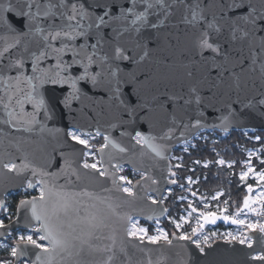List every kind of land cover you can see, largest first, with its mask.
<instances>
[{
	"label": "snow or ice",
	"instance_id": "1",
	"mask_svg": "<svg viewBox=\"0 0 264 264\" xmlns=\"http://www.w3.org/2000/svg\"><path fill=\"white\" fill-rule=\"evenodd\" d=\"M143 6V10H139ZM33 8L36 10L33 11ZM180 12V23L191 28L199 33L196 41V47L202 54L205 50H211L214 54H219L225 59H228L230 53L228 49L223 47L227 44L232 47L236 42H239L241 47L237 50V55L244 60H250V67L254 66L259 60V67L264 79V0H260L259 5L255 0H47L45 4H41L40 0H16L15 3L11 0H0V31L12 32L17 39L15 45L21 43V39L25 36L35 33L43 34L45 29L39 25L42 21L39 19L41 15L47 18L48 32L43 35L45 42L42 47L35 51L29 50L25 45L23 51L18 53L15 60L8 59L7 63L0 60V79L14 81L18 86L23 81H27L32 86L33 91L35 85L32 83L38 80L40 85L45 84L58 86L69 85L70 91L62 95L58 99V103L66 108L71 109L73 100H80L82 96L87 95L86 89L89 86L92 89H102L109 98L116 103V106L122 110L124 115H127V122L122 124H135L141 119L140 112L145 105L140 100L137 94L135 102L131 99V94L125 93V85L132 84L136 86L140 83L139 78L132 74L130 79L121 80L118 77L119 63L128 61L129 63H137L138 60H143L150 53L147 47V42L154 41L159 46L161 37L157 35L162 28L168 24L171 17L175 15L173 10ZM211 17V19H209ZM59 20V23H57ZM125 34H131L132 39L128 43H121L120 38ZM60 41V47H53L52 41ZM82 41V42H81ZM223 41V44L221 43ZM12 45L11 47H15ZM247 48L248 54H244V48ZM72 54L71 62L64 59L65 53ZM8 53V48L0 52V57H4ZM50 56L55 57L54 69H43L39 65L41 61L47 60ZM31 60L32 75L25 76V64ZM115 64L117 67L112 68ZM76 65L83 66V72L79 75H72L73 71H79ZM96 65L98 71H92V66ZM241 67L243 65L241 64ZM254 70V68H253ZM15 72V75L9 73ZM106 77H111L104 83ZM147 78V76H146ZM86 81L83 87L80 82ZM235 88L239 90V77L236 78ZM191 98L184 100V105L190 106L195 103L196 115L178 116L177 108L173 107V115L171 124L166 126V131L156 137L150 134H145L136 131L133 128L135 136L131 139L137 144H145L152 148L158 156L169 150L167 143L155 145L152 142L156 139L168 141L172 138L183 140L185 145H188L186 136L193 135L196 138V132L205 127V121H211L215 117L212 112L207 111L212 105L202 107V99L198 94V90H191ZM259 99L253 97L247 103L241 102L242 111L237 112L236 109L229 106V116L220 117L223 121L222 126L227 127L233 122L232 118L242 119L244 116L243 109L255 110L259 107H264V91L259 92ZM11 99V98H9ZM26 100H32L31 93L26 94ZM173 105L178 102L176 99L170 101ZM18 104L23 108L24 101L18 100ZM37 107L43 108L48 113L47 118H51L56 114V107L52 99H45L43 94L40 95L36 102ZM183 107V106H181ZM11 116L12 113H9ZM194 121V123H193ZM33 119L28 121L29 124L35 123ZM215 128V125H212ZM192 130L189 132V130ZM79 133V134H78ZM99 135V130L96 132ZM91 133L81 131L79 128L71 130L67 133L71 141L84 146L81 152L83 159L82 168L94 170L98 177H107L111 175L113 185L118 186V189L132 194L131 181L126 176H117L115 171L111 174L107 169L97 167L98 163L104 160L105 149L112 144L114 147H119L109 137L105 136V143L101 145L99 152L101 160L96 163H88L87 157L94 156L92 146L88 139L84 136H91ZM257 141L261 140L260 136H256ZM186 150V148H185ZM121 152H126L127 149L120 148ZM63 155V154H61ZM252 156V153H249ZM113 157L108 154V163L111 164ZM176 159H181L177 157ZM199 164L200 161H194ZM219 165H225V160L217 161ZM264 164V160H261ZM67 164V161H65ZM205 167L207 164L204 165ZM232 165L229 164L228 167ZM120 168L119 165L113 166ZM176 167H181L177 165ZM247 171L240 173V179L245 180L250 172H254L250 162H246ZM3 168L9 172H14L21 177L18 187L25 193L28 189L39 188V196H32L30 199H20L16 205V217L14 225H19L21 221L24 223V230L27 234L19 232L13 238V243L3 245L9 248L10 255L17 260L23 259V264H113L116 258L114 251L116 245L115 236L109 237L112 240L111 245L100 246L95 241L101 239V236L96 235L97 232L108 228L106 222L107 217L99 210L87 211L88 208H95V204L87 205V200L99 199L93 193L83 189L79 192L69 190V185H57V173H50L43 168L37 169L35 166L25 160L24 163L17 165L14 162L3 164ZM31 172V177L26 175ZM64 169H61L63 172ZM194 171V169H193ZM170 176H175L174 172L169 173ZM39 176L40 179L35 180ZM80 179L77 174V180ZM206 179V177H205ZM257 179L264 181V171L257 174ZM126 182L128 186L120 184ZM154 183L156 181H153ZM166 184L176 185L183 188L184 185H179L176 179L166 180ZM194 183L191 177L187 178V184ZM167 192L170 194L172 189L168 187ZM247 190L252 192V186L248 185ZM193 196L196 193H192ZM161 199H166L163 196ZM181 201L185 197H179ZM204 198L201 197V200ZM213 199H216L214 196ZM260 201L261 212L258 215H264V191H261L257 197ZM107 203L108 209L115 214V207L112 203ZM153 203L157 201L153 200ZM256 203L251 197L246 196L243 199V207L237 209L236 215L218 216L216 211H200L199 219L196 221V226L192 228L191 234L184 233L179 239L191 240L196 244L200 252L204 249L199 247L200 240H193V236L199 232L203 223H215L217 219L230 220L233 224L243 225L246 229L258 230L264 233V223L246 222L245 219L237 218L244 210L256 211L251 205ZM81 208L86 209V214L81 216ZM0 211L5 215V218L11 220L8 204L5 199H0ZM196 208H191L188 212L190 217ZM121 220L127 222L130 227L126 228L128 237L136 238L139 242L145 239L150 243H157L162 239L169 245L172 240L168 234L158 231L156 235H147V229L137 227L132 222L131 217H120ZM182 222H187L186 217H181ZM37 225L33 227V224ZM176 228H181V222H175ZM12 226L5 224L4 219L0 218V239L5 236L11 237ZM34 235L36 238L34 239ZM231 235V234H229ZM207 237H205V240ZM233 239H238L241 244L252 245L251 237L241 234ZM120 252L127 255L125 247H120ZM31 253V255H30ZM103 258L100 260L93 259L97 255ZM32 256L35 258L32 259ZM256 260L264 262V253L255 257ZM0 264H12L9 260H0ZM150 264V262H149Z\"/></svg>",
	"mask_w": 264,
	"mask_h": 264
},
{
	"label": "water",
	"instance_id": "2",
	"mask_svg": "<svg viewBox=\"0 0 264 264\" xmlns=\"http://www.w3.org/2000/svg\"><path fill=\"white\" fill-rule=\"evenodd\" d=\"M11 2L15 3L16 0H11ZM46 2L47 0H40L42 5ZM255 2L259 5L260 0H255ZM35 10L33 8V11ZM139 10H143V6ZM173 11L175 15L171 17L161 32L157 33L161 37L159 46L154 41L147 42V47L151 51L145 59L138 60L137 63L128 61L119 63V79L127 80L135 74L140 80L138 85L126 84L124 89L126 95L131 94L133 102L136 101L138 94L145 105L140 112L141 119L135 124H122V122H127V115L122 113V110L102 89H92L89 86L86 89L87 95L82 96L78 101L73 100L71 109H69L57 102L62 95L71 90L67 84L41 86L38 80H34L32 83L36 87L33 91L27 81L17 86L14 81L0 79V199H5L7 202L8 195L21 191L18 187L21 177L4 169L3 164L14 162L20 165L27 160L37 169L43 168L47 172L57 173V185L67 183L71 191L79 192L86 189L99 198L92 201L85 198V203L95 204V208H88L87 211L99 210L107 217L106 222L109 227L96 233L101 236V239L95 242L100 246L111 245L112 240L109 237L115 236L116 258L113 264H149V262L150 264H264L255 259L256 256L264 253V233L258 230L247 229L244 233L251 237V247L246 243L241 244L238 240L218 239L211 244L204 245L202 247L204 251L200 252L196 244L191 240L179 239L180 235L176 232L171 235V245L165 241L150 243L146 239L141 243L136 238L126 235V228L130 225L120 219V217L140 218L151 224L156 220L164 221L167 218V206L161 197L162 194L165 196L168 187L176 186L166 184L165 181L174 179L169 174L174 172L171 162L172 153L184 141L176 138L166 142L156 139L152 142L153 144L167 143L169 147L163 156H158L151 147L143 143L137 144L131 136H135L133 132L135 127L136 131L158 137L162 131H166V126L171 124L173 107L177 108L178 116L185 115V113L196 115L195 103L190 106L184 105V100L191 98L192 89L198 90L203 108L209 104L212 105L211 108H207V111L212 112L215 117L211 121L206 120L205 127L196 132V135L201 131L221 133H230L233 130L264 131V107L255 110L243 109V118L229 117L233 122L227 127L222 126L223 121L220 119L222 116H229V106L241 112V102L247 103L253 97L260 98L258 94L264 91V79H262L259 60L250 67V60H244L237 55V50L241 47L239 42L229 47L221 41L223 47L230 53L228 59L212 53L211 50H205L201 54L196 47L199 33L180 23V12L175 9ZM39 19L42 21L39 26L44 28L45 32L35 33L33 29V34L23 37L19 45H15L17 37L14 33L0 31V52L8 48V53L0 57V60L7 63L6 57H9V54H11L10 59L15 60L25 45L32 51L43 46L45 43L43 35H47L49 30L48 21L43 15ZM132 38L131 34H125L120 38V42L126 44ZM51 43L53 47L61 46L59 40ZM12 45L15 47H11ZM244 54H248L246 47ZM64 59L71 62L72 54L65 53ZM39 67L54 69L55 57L50 56L47 60L41 61ZM74 67L79 71H73L72 75H79L83 72V66ZM116 67L117 65H112L113 69ZM91 70L98 71L99 69L93 65ZM15 74V72L9 73V75ZM24 75H32L31 60L25 64ZM237 77L240 81L239 90L235 88ZM108 79L111 77H106L104 83H107ZM80 84L83 87L87 82L81 81ZM28 93L33 96L32 100L25 99ZM41 94L45 96V99L51 98L55 104L56 114L51 118H47L48 113L43 108L37 107L36 102ZM172 99H176L178 103L173 105L170 102ZM18 100L24 101L23 108L17 103ZM9 113L12 115L10 116ZM33 119L36 122L29 124L28 121ZM213 124L215 128L212 127ZM77 128L93 136L97 135L96 132L99 130V135L109 137L119 146L114 147L109 144V147L105 149L104 160L98 168L107 169L109 174L115 171L116 175L120 176L119 168L113 167L119 165L143 174L133 183L131 195L113 185L111 175L98 177L94 170L82 168L84 161L81 158V152L84 146L71 141L67 136L69 131ZM191 131L190 129L189 132ZM192 138L191 134L186 136L187 141ZM120 148H125L127 151L121 152ZM97 149L101 160L100 147ZM109 153L113 157L111 164L108 163ZM62 168L63 172H61ZM77 174L80 176L79 180H77ZM26 175L32 178L30 170ZM33 179L35 182L40 177ZM125 183L120 182L123 185ZM33 190L28 189V191ZM34 196L38 197L39 194ZM153 200L157 203L154 204ZM106 202L116 206L115 214L108 209ZM1 213L2 211H0V216ZM85 214L86 209L81 208L80 215ZM16 219L15 216L5 223L13 225L11 233L24 229L23 221L19 225L13 224ZM35 226L37 225L34 222L33 227ZM7 238L5 236L0 240L5 241ZM192 239L194 240V236ZM122 245L127 255L120 252ZM34 258L32 256V259ZM102 258L98 254L93 259ZM22 261V258L21 260L14 258V264ZM29 263L31 264V260Z\"/></svg>",
	"mask_w": 264,
	"mask_h": 264
},
{
	"label": "trees",
	"instance_id": "3",
	"mask_svg": "<svg viewBox=\"0 0 264 264\" xmlns=\"http://www.w3.org/2000/svg\"><path fill=\"white\" fill-rule=\"evenodd\" d=\"M214 134H217V136ZM222 135L223 133L219 131L208 132L206 138L195 141V147L183 150L178 146L174 149L173 158L171 159L172 169L176 174L174 179L178 181L179 185H184V187L174 186L171 188L170 194L166 192L164 201L167 206L168 218L178 217L183 210L193 208L195 205L200 207L199 199L201 197L212 204V209H215L213 206L218 204L221 210L233 215L236 214L237 209L243 207L244 197L251 196L247 190L248 185H251L252 188L257 185L264 186V181L256 182L249 177L243 181L240 179V173L245 167L244 161L248 158L247 152L249 149H256L260 152L258 156L252 158V163L256 169L264 171V164L261 163V160H264V131L246 132L233 130L224 136ZM256 136H260L261 140L257 141L255 139ZM103 140L102 138V142ZM177 157L181 159H176ZM219 159L225 160V165L216 163ZM194 161H200V163L196 164ZM228 162L232 165L231 167H228ZM205 164H207L206 167L204 166ZM177 165H181V167H176ZM187 177L196 180L195 183H192L191 186L188 185ZM193 192L196 193L195 196L192 195ZM216 193L221 195L214 200H210L209 198ZM37 194H39V191L33 190L27 191L26 196H21L20 193L18 196H14L11 206L15 213L16 205L20 199ZM185 194L190 195L193 202L178 200L180 195ZM5 220L6 222L9 221ZM142 222L144 221L142 220ZM161 224L165 225L170 232L175 230L174 224L168 219L161 222ZM219 224L223 225L226 223L220 222ZM148 227L152 228L151 225H148ZM204 227H207V225L203 226L202 229ZM15 234L16 232L12 233V235ZM9 255L10 251L0 252V260L10 258L13 264L14 258Z\"/></svg>",
	"mask_w": 264,
	"mask_h": 264
},
{
	"label": "rangeland",
	"instance_id": "4",
	"mask_svg": "<svg viewBox=\"0 0 264 264\" xmlns=\"http://www.w3.org/2000/svg\"><path fill=\"white\" fill-rule=\"evenodd\" d=\"M248 131H251V130H246V132H248ZM208 132H213V131H201V132H199V133L196 135V138H192L191 140L187 141V142H188V145H194V144H195V141H196L197 139H204V138H206L207 135H208ZM251 132H252V131H251ZM78 134H79V133H78ZM226 134H227V133H223L222 136H224V135H226ZM214 135L217 136V134H214ZM82 138H84V139H88V140H89V144L92 146V150H93V152L95 153L94 156H88V157H87V162H88V163H96V162L100 161V158H99V155H98V152H97V150H98L97 148L101 147V145L104 144V141H105V140H103V142H102V138L104 139V136H102V135H95V136L91 135V136H84V137H82ZM179 146H180V148L183 149V150H185V148H186V149L191 148V146H187V145H185L184 142L181 143ZM250 152L252 153V156H249V153H250ZM259 154H260V152H259L258 150H256V149H249L248 152H247V157H248V158L244 161L245 167H244V169H243V171H247L248 169H247V167H246V162H250L251 165H252V167H253V169H254L255 171H254V172H250L249 175H248V177L251 178V179H253V180L256 181V182H259V181H260V180L257 179V174H258L259 172H261V170H258V169L255 168V165L252 163V158H253L254 156H258ZM172 158H173V157H171V159H172ZM219 160H220V159H219ZM219 160H218V161H219ZM229 164H230V163L228 162L227 165H229ZM100 166H101V164L98 163V164H97V167H100ZM119 170H120V175L126 176V177L128 178V180L131 181V186H132V187H133V183H134L136 180H138V179L143 175L142 173L134 172L132 169H130V168L126 167V166H121V167L119 168ZM187 178H188V177H187ZM187 178H186V180H187ZM193 181H194V183H195L196 180H193ZM191 185H192V184H191ZM191 185H190V186H191ZM124 186H128L127 183H125ZM252 189H253V191L250 192V194H251V196H252V200L256 201V203H253V204L251 205V207H252V208H255L256 211H245V212L241 213L237 218L245 219L246 222L255 223V222L257 221L258 218H261V219L264 218V215H258V214H257V213L261 212L260 201L257 200V197H258V195H259V193H260L261 191H264V186L257 185L256 187H253ZM34 190H35V191H39V188H36V189H34ZM27 191H28V190H27ZM166 192H167V191H166ZM19 193L21 194V196H26V193L23 192V191L21 190V191H19V192H17V193H12V194L8 195L7 198H6V199H7V204H8V209H9V213L11 214V220L15 217V210H14L13 207L11 206V202H12L14 196H18ZM187 194H188V193H187ZM187 194H185V195H180L179 197H185L186 199L183 200V201H186V202H189V203H190V202H193V199L190 197V195H187ZM37 195H38V194H37ZM220 195H221L220 193H216L214 196H215L216 198H218ZM165 196H166V193H165ZM214 196H213V197H214ZM251 196H249V197H251ZM151 197L154 198V196H151ZM213 197H211V198H209V199H210V200H214ZM24 198H26V197H24ZM178 200L181 201L179 198H178ZM199 202H200V207H198V205H195L193 208H196L197 211H196V212H193L192 215H191L190 217L188 216V212L191 211V208H188L187 210H183V211L181 212V214H180L178 217L168 218V215H167V218H166V219L172 221L173 224H174V221H175V222H181V223H182V227H181V228H176V227H175V230H173L172 232H176V233H178L180 236H181L182 234H184V233H189V234H191L192 228H193L194 226H196V221H197V219H199V212H200V211H208V210H210V211H216L217 214H218V216H220V217H223L224 215H231V214H228L226 211L221 210V208L218 206V204H215V205L213 206L215 209H212V208H211L212 204H210V202L207 201V199H203V200H201V198H200V199H199ZM197 203H198V202H197ZM197 203H196V204H197ZM203 207H204V208H203ZM233 215H234V214H233ZM233 215H231V216H233ZM234 216H235V215H234ZM181 217H186V218H187V222H182V221H181ZM0 218H2V219L5 218V215H4L3 212L1 213ZM5 219H7V218H5ZM5 219H4L5 223L11 221V220L7 219V220H9V221L6 222ZM166 219H165V220H166ZM132 222H134L138 228H139V227H142V228L147 229V235H149V236H150V235H156L158 231H161V232L167 233L169 239L171 238L172 232H170V231L167 229V227H166L165 225L161 224V222H163V221L156 220V221H154L153 223L148 224V223L145 222V221L142 222V220H141L140 218H133V219H132ZM220 222H223V223H226V224H230V223H232L230 220H227V221H226V220L220 218V219H217L216 222H215L214 224L211 223V222H208V223H203V226L207 225V226H208L207 228L209 229L210 227H213L212 225H217V224H219ZM190 224H192V225H190ZM148 225H151L152 228H149ZM174 226H175V224H174ZM237 226H238V227H237V232L234 234L235 237H237V236L240 235V232H241L242 229H246L245 226H243V225H237ZM13 232H16V234H15V235H12ZM13 232L11 233V237H8L5 241H1V240H0V252H2V251H4V252H9V248H5V247H3V245H9V247H10L11 244L13 243V238L16 237V236L18 235L19 232H23L24 234H27V232H26L24 229H19V230H17V231H13ZM205 237H207V235H203V236H202V239H201V238L199 239V240H200V245H201V246H203V245L205 244V243H203V242H205V241H204V240H205ZM35 238H36V236L34 235V239H35ZM207 239H208V238H207ZM236 240H238V239H236ZM161 241H164V240L162 239ZM238 241H239V240H238ZM9 256H11V255H9ZM4 260H9V261H11L10 258H5ZM13 264H14V263H13ZM19 264H23V261H22V262H19ZM29 264H30V263H29Z\"/></svg>",
	"mask_w": 264,
	"mask_h": 264
},
{
	"label": "built area",
	"instance_id": "5",
	"mask_svg": "<svg viewBox=\"0 0 264 264\" xmlns=\"http://www.w3.org/2000/svg\"><path fill=\"white\" fill-rule=\"evenodd\" d=\"M245 211H248V210H244L243 212H245ZM234 215H236V214H234ZM256 222L264 223V218H262V219L258 218ZM212 226L213 227H210L209 229L207 228L208 226L204 227L198 234L196 233V235L194 236V240L200 239V238L202 239L203 235H207V238H208V239L204 240L205 241V242H203V243H205L204 245L211 244L212 242H214L215 240H218V239L236 240V239H233V237H235L234 234L237 232L238 226L236 224H233V223L223 224V225L217 224V225H212ZM246 230L247 229H242L240 232V235L244 234ZM229 234H231V235H229ZM199 246L203 247L201 245H199Z\"/></svg>",
	"mask_w": 264,
	"mask_h": 264
}]
</instances>
